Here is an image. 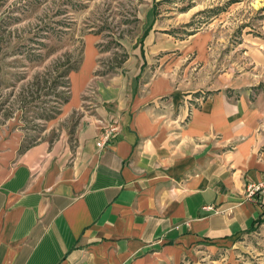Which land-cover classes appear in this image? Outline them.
I'll use <instances>...</instances> for the list:
<instances>
[{
	"label": "crops",
	"instance_id": "crops-1",
	"mask_svg": "<svg viewBox=\"0 0 264 264\" xmlns=\"http://www.w3.org/2000/svg\"><path fill=\"white\" fill-rule=\"evenodd\" d=\"M152 10L114 72L94 77L89 39L72 134L23 145L0 128V264H156L264 227L246 197L264 180V20L239 47L260 72L218 73L211 29L176 38Z\"/></svg>",
	"mask_w": 264,
	"mask_h": 264
},
{
	"label": "rangeland",
	"instance_id": "rangeland-1",
	"mask_svg": "<svg viewBox=\"0 0 264 264\" xmlns=\"http://www.w3.org/2000/svg\"><path fill=\"white\" fill-rule=\"evenodd\" d=\"M150 9L176 38L211 29L218 73L258 68L239 47L262 32L264 0H0V128L22 134L23 145L72 134L81 110L63 108L89 39L97 44L94 77L114 72L131 52L122 42L144 44ZM156 264H264V227Z\"/></svg>",
	"mask_w": 264,
	"mask_h": 264
},
{
	"label": "built area",
	"instance_id": "built-area-1",
	"mask_svg": "<svg viewBox=\"0 0 264 264\" xmlns=\"http://www.w3.org/2000/svg\"><path fill=\"white\" fill-rule=\"evenodd\" d=\"M116 131H118V129L115 125H108L97 142L99 146H105ZM246 197L253 201H259L264 207V180L256 183H248L246 187Z\"/></svg>",
	"mask_w": 264,
	"mask_h": 264
},
{
	"label": "trees",
	"instance_id": "trees-1",
	"mask_svg": "<svg viewBox=\"0 0 264 264\" xmlns=\"http://www.w3.org/2000/svg\"><path fill=\"white\" fill-rule=\"evenodd\" d=\"M73 70H75V69H73ZM68 100V99H67ZM260 222H262V221H260Z\"/></svg>",
	"mask_w": 264,
	"mask_h": 264
}]
</instances>
